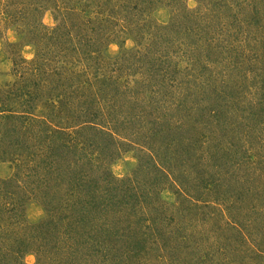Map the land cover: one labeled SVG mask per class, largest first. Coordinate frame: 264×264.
Here are the masks:
<instances>
[{
    "label": "rangeland",
    "instance_id": "374dc122",
    "mask_svg": "<svg viewBox=\"0 0 264 264\" xmlns=\"http://www.w3.org/2000/svg\"><path fill=\"white\" fill-rule=\"evenodd\" d=\"M6 88L0 264H264V0H0Z\"/></svg>",
    "mask_w": 264,
    "mask_h": 264
},
{
    "label": "trees",
    "instance_id": "16d2710c",
    "mask_svg": "<svg viewBox=\"0 0 264 264\" xmlns=\"http://www.w3.org/2000/svg\"><path fill=\"white\" fill-rule=\"evenodd\" d=\"M0 92H2L3 93L2 96H5V97H9V95H13V93H15L12 89H8V88H6L4 90H0ZM5 94H7V95H5ZM23 96H24V93L22 94L21 98ZM8 111L9 110H7V114L5 115V117L6 118H12L14 114L12 112H8ZM25 137H28V138L30 137L31 138V135L25 136ZM60 146L62 147L63 144L60 143ZM118 181L119 182H122V180H120V179ZM76 214H80V213L77 212ZM80 220L84 221L83 217H81ZM87 222H82V223L87 224ZM80 223L81 222L79 221L78 224L81 225ZM98 227L99 226H97V228ZM94 228H96V226H94ZM147 228L148 229L149 228L151 229V226L148 225ZM175 232H176L175 229L174 230H170L169 229L168 230V233L166 232L165 234H163L162 237L160 236V234H158L160 232H154L153 235L151 233H147V234H144L143 233L145 235V237L146 236L149 237L150 234H151V238H152V236L153 237L160 236V239L157 240L158 241L157 242L158 243V247H159L158 253H156V255H153V257H152L153 260H151L152 262L155 261V264H168L169 262H171V264H178V263H180V260H182L180 258V256H181V249L180 248L181 247H177V249H175L174 246L176 244H179L178 238L181 237V236L175 237L176 236L175 235ZM89 233H93V231L92 232H89ZM154 241H156V240H154ZM125 244H126L125 248H128L129 247V244L128 243H125ZM102 245L103 244H99L98 242H96L95 244H93V249L94 248H102ZM132 246H133V248H130L129 247L128 248L129 250H124V255L127 256L126 261H127L128 264H132L134 262V260H136V262L139 261L140 260V257L139 256L142 255L141 248H138V246H136V245H132ZM145 254L146 253H144L143 255H145ZM148 254L150 255V253H148ZM166 259L169 260L168 263H165V260ZM175 259L178 260V262H176ZM163 260H164V262H163ZM127 263H125V264H127Z\"/></svg>",
    "mask_w": 264,
    "mask_h": 264
}]
</instances>
